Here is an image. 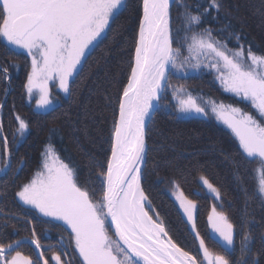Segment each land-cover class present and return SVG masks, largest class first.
<instances>
[{
	"label": "snow or ice",
	"instance_id": "obj_1",
	"mask_svg": "<svg viewBox=\"0 0 264 264\" xmlns=\"http://www.w3.org/2000/svg\"><path fill=\"white\" fill-rule=\"evenodd\" d=\"M174 4L183 9L184 22L183 43L177 46L172 28ZM221 7L220 0H208L198 10L186 0H142L127 84L116 102L110 155L98 165L96 173L101 184L99 201L94 199L95 192L79 181L72 162L62 159L50 143L41 154L40 170L15 192L29 209L67 225L82 264H253L245 260L251 254L252 235L243 230L239 234V260L229 258L237 246L236 226L216 205L208 224L210 238L222 251L210 250L196 230V203L176 185V199L198 240V254L178 246L163 221L149 215L151 201L141 185L148 152L146 127L156 111L167 107L164 99L171 88L176 100L173 108L185 116L208 118L209 107L218 118L225 110L229 112L224 123L238 139L245 163L256 166L254 190L248 193L245 189V194L264 200V122L239 107L200 103L184 85L171 84L175 73L187 77L189 69L214 70L226 92L250 102L264 118V54L246 48L239 34H229L237 45L229 48L227 38L214 35L211 27H201L205 17L213 11L219 13ZM122 10H127L126 0H0V40L8 55H19L22 50L31 58L25 88L29 100L37 93L36 108L55 110L57 101L49 88L52 80L71 97L88 54L103 42ZM185 45L187 56L182 51ZM0 76L10 83L7 65L0 64ZM3 107L0 104V110ZM15 119L17 132L23 137L29 123L20 115ZM3 128L0 121V133ZM2 140L0 173L7 178L12 172V153L7 136ZM201 182L215 199L221 200L220 190L206 177H201ZM109 228L115 229L120 242L111 239ZM26 242L35 246V259L20 250ZM48 250L53 253L50 257L45 256L33 225L31 236L25 240L0 239V264H71L62 259L66 252Z\"/></svg>",
	"mask_w": 264,
	"mask_h": 264
},
{
	"label": "trees",
	"instance_id": "obj_2",
	"mask_svg": "<svg viewBox=\"0 0 264 264\" xmlns=\"http://www.w3.org/2000/svg\"><path fill=\"white\" fill-rule=\"evenodd\" d=\"M186 2L193 10H198L207 5L208 0ZM220 3V12L213 11L206 16L201 27H211L214 35L227 38L229 48L237 46L229 34H239L246 48L250 46L257 54H264V0H220ZM126 4L127 10H122L110 24V32L103 42L88 54L71 97H57L54 111L40 112L27 98V59L22 55H8L0 40V64L7 65L10 74V83L0 76V104L4 106L0 114L4 125L0 133V156L3 155L4 136L8 138L7 147L12 153V172L7 178L0 173V239L29 238L34 225L46 257L53 254L45 249L49 247L47 245L59 246L62 252L54 247L52 250L66 252L67 255H62L63 260L82 264L69 230L24 206L15 192L40 170L41 154L50 143L62 159L72 162L79 181L95 192L96 201L100 200L101 184L96 173L98 165L110 155L116 102L127 84L141 18L142 0H126ZM182 13L183 9L174 5L175 46L183 43ZM185 49L186 45L183 53ZM173 82L172 77L171 84ZM177 84L184 85L195 95L209 94V98L224 103L233 100L210 79L208 71L189 73ZM164 104L167 107L156 112L147 130L148 153L142 187L151 201L149 215L153 220L163 221L178 246L198 254L195 233L173 197L176 192H183L197 205L196 230L210 250L221 252L222 249L210 238L208 224L209 212L216 205L217 210L223 211L236 226L237 246L229 258L239 260V234L243 230L252 235L251 254L245 260L264 264V200L249 198L244 191L252 193L254 190L256 166L245 163L237 139L212 115L205 119L184 117L173 108L175 103L171 99L165 98ZM16 115L29 123V130L23 137L17 132ZM201 177H206L220 190L221 200L208 192ZM26 212L29 215L26 216ZM60 243L64 246L61 247ZM20 250L34 259L37 256L31 243H25Z\"/></svg>",
	"mask_w": 264,
	"mask_h": 264
},
{
	"label": "rangeland",
	"instance_id": "obj_3",
	"mask_svg": "<svg viewBox=\"0 0 264 264\" xmlns=\"http://www.w3.org/2000/svg\"><path fill=\"white\" fill-rule=\"evenodd\" d=\"M174 6V5H173ZM172 11H173V9H172ZM141 17H142V8H141ZM141 19V18H140ZM174 41H176V40H174ZM1 42L3 43V41L1 40ZM174 46H175V44H174ZM19 55H22V56H24L27 60V64L29 65V71H28V73L26 74V78H25V80H26V82H27V76L30 74V72H31V58L30 57H28L27 56V54L26 53H24L22 50L20 51V54ZM183 55L184 56H187L188 55V52H187V49H185V51H184V53H183ZM200 70H204V71H208L209 73H210V79L212 78L214 81H215V83L222 89V92L224 93V94H226L228 97H230V99H233L230 103H224L223 101H220V100H215V99H211V98H209L210 97V95L209 94H205V95H195V94H192L191 92H189V91H187V92H189V93H191L193 96H195V97H198L199 98V101L198 102H200V103H204V104H208V102L209 101H212V102H215L217 105H219L220 103H223L224 105H232L233 107H239V108H241L243 111H246V112H249V113H251L253 116H255L257 119H260L262 122H264V118H260L259 117V115H258V113H257V111L254 109V108H252L251 107V104H250V102H248V101H242L239 97H236L233 93H229V92H226L224 89H223V87H222V85H221V83H220V81L218 80V79H216V74H215V71L214 70H209L208 68H204V67H201V69ZM199 70V71H200ZM189 71V73H195V72H199V71H195V70H192V69H189L188 70ZM182 74H180V73H175V74H173L172 76H171V79H172V77H173V80H174V82L172 83V85L173 86H175V87H178V84H177V82L179 81V79H182V76H181ZM206 76H209V75H206ZM175 78V79H174ZM175 80H177V82L175 81ZM25 85H26V83H25ZM49 88H50V90H51V92H52V97L56 100V98L57 97H59V96H65V94L62 92V91H60L59 90V88H58V83H57V81L56 80H52V81H50L49 82ZM26 89V88H25ZM27 95V94H26ZM28 98V97H27ZM36 98H37V93L36 92H34L33 93V97H32V99L30 100V101H33L34 103H33V105L35 106V100H36ZM166 98L169 100V99H171L175 104H176V100L173 98V92H172V89L171 88H169L168 89V91H167V94H166ZM56 101H58V100H56ZM58 103V102H57ZM57 103L54 105V107L57 105ZM36 107V106H35ZM38 111H40V112H47V111H44V110H41V109H38V108H36ZM51 110V109H50ZM50 110H48V111H50ZM209 116L210 115H212L213 116V118L215 119V121L218 123V124H220L221 126H223L225 129H227L235 138H236V136H235V134L232 132V130L227 126V124H225L224 123V120L225 119H227L228 117H229V112L227 111V110H225L224 111V113H223V117L222 118H218L217 116H216V114H214V113H211V109H210V107H209ZM157 112V111H156ZM0 114H1V110H0ZM156 114V113H155ZM180 115L181 116H184V117H195V118H204V117H199V116H196L195 114H192V115H188V116H185V115H183V114H181L180 113ZM155 116V115H154ZM205 119V118H204ZM149 127V126H148ZM148 130V129H147ZM147 137V136H146ZM237 139V138H236ZM237 141H238V139H237ZM238 143H239V141H238ZM148 153V152H147ZM146 160H147V157H146ZM143 171H144V169H143ZM143 171H142V173H143ZM34 177V176H33ZM32 177V178H33ZM143 179V178H142ZM141 185H142V183H141ZM205 188H206V186H205ZM207 189V188H206ZM208 190V189H207ZM180 192V191H179ZM209 192V191H208ZM210 193V192H209ZM211 195H213L212 193H210ZM176 195H178V192H176L175 194H174V200L176 201V203H177V205H178V207H179V209H180V211H181V213H182V215H183V217L185 218V220L187 221V223H188V225H189V227L191 228V223L187 220V216L185 215V213L183 212V209L182 208H180V205H179V201L176 199ZM214 196V195H213ZM22 203V202H21ZM24 206H26V205H24ZM28 207V206H27ZM34 210V209H33ZM147 210V209H146ZM212 210V209H211ZM211 210H210V212H209V215L211 214ZM36 211V210H35ZM37 212V211H36ZM196 212H197V208L195 209V217H196ZM38 213V212H37ZM39 214V213H38ZM40 215V214H39ZM41 216V215H40ZM43 217V216H42ZM43 218H46V219H49V220H51V221H53V222H55V223H58V224H60V225H62V226H64L66 229H68L69 230V232L71 233V230L67 227V225H65V224H63V222L62 221H56V220H53L52 218H49V217H43ZM209 229H210V226H209ZM192 230V229H191ZM210 233H211V229H210ZM109 236L111 237V239H113L114 241H116L113 237H112V235H111V233H110V231H109ZM26 239V238H25ZM23 240V239H22ZM73 242H74V240H73ZM60 245H61V247L62 246H64V245H62V243H60ZM34 246V245H33ZM47 246H49V247H45V249H49V248H52V247H54V248H57L56 250H59L60 252H62L61 251V248L59 247V246H51V245H47ZM35 247V246H34ZM37 251V250H36ZM53 251H55V250H53ZM56 252V251H55ZM59 252V253H60ZM77 253H78V251H76ZM58 253V252H57ZM79 255V254H78ZM202 255V254H201ZM62 259H63V256H62ZM81 259V261H82V258H80ZM49 264H53V262L52 261H50L49 262Z\"/></svg>",
	"mask_w": 264,
	"mask_h": 264
},
{
	"label": "water",
	"instance_id": "obj_4",
	"mask_svg": "<svg viewBox=\"0 0 264 264\" xmlns=\"http://www.w3.org/2000/svg\"><path fill=\"white\" fill-rule=\"evenodd\" d=\"M155 113H156V112H155ZM154 115H155V114H154ZM149 124H150V122H149ZM149 124H148L147 127H146V132H147V129H148ZM146 141H147V137H146ZM146 157H147V156H146ZM141 171H143V168H142ZM109 231H110L112 237H113L117 242H120V241H119V237L115 235V229H114V228H109ZM23 240H25V239H23ZM26 243H27V242H26Z\"/></svg>",
	"mask_w": 264,
	"mask_h": 264
},
{
	"label": "bare ground",
	"instance_id": "obj_5",
	"mask_svg": "<svg viewBox=\"0 0 264 264\" xmlns=\"http://www.w3.org/2000/svg\"><path fill=\"white\" fill-rule=\"evenodd\" d=\"M175 5V4H174ZM173 8H174V6H173ZM151 122V121H150ZM141 183H142V181H141Z\"/></svg>",
	"mask_w": 264,
	"mask_h": 264
}]
</instances>
